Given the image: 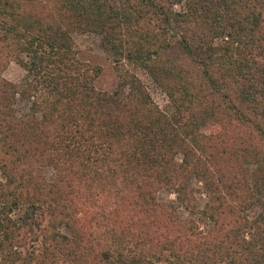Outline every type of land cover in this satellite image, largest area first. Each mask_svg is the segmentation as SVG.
Here are the masks:
<instances>
[{"label":"trees","instance_id":"trees-1","mask_svg":"<svg viewBox=\"0 0 264 264\" xmlns=\"http://www.w3.org/2000/svg\"><path fill=\"white\" fill-rule=\"evenodd\" d=\"M76 32L100 35L110 91L78 60ZM11 63L19 83L3 76ZM255 165L264 0H0V264H264Z\"/></svg>","mask_w":264,"mask_h":264},{"label":"rangeland","instance_id":"rangeland-1","mask_svg":"<svg viewBox=\"0 0 264 264\" xmlns=\"http://www.w3.org/2000/svg\"><path fill=\"white\" fill-rule=\"evenodd\" d=\"M175 9L180 10L177 6ZM72 39L74 42V48L77 54L78 60L83 63L84 67L90 69L92 73H95V69L99 68V74L96 77L95 87L99 90L110 91L115 83L116 78V66L112 59L103 51L101 47V37L97 33H73ZM221 40H216V44L221 45ZM124 69L133 72L137 78L141 81L147 93L149 94L152 102L161 110L168 104V98L161 88L147 75V73L140 69L130 67L125 64L122 66ZM3 76L12 83H19L24 76V70L15 63H11L3 73ZM29 104L27 102L17 100L14 109L18 115L25 113L28 110ZM44 175L52 180L54 178V170L51 168L44 169ZM252 187L256 191H264V173L259 165L254 166L252 174ZM158 198L162 203H170L177 206L176 197L174 194H170L165 191H161L158 194ZM198 205L202 208L205 197L202 195L196 196ZM256 207L249 211V215L253 216L256 213ZM181 216H186V213L182 209H179ZM199 226L205 232L210 229L209 223L205 219L198 220Z\"/></svg>","mask_w":264,"mask_h":264}]
</instances>
